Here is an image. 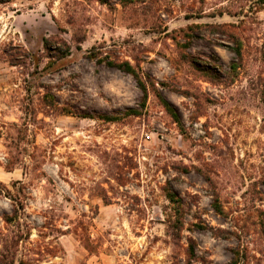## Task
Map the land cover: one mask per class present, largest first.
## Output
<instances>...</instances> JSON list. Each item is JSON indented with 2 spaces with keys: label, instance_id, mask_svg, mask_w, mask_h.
Here are the masks:
<instances>
[{
  "label": "rangeland",
  "instance_id": "rangeland-1",
  "mask_svg": "<svg viewBox=\"0 0 264 264\" xmlns=\"http://www.w3.org/2000/svg\"><path fill=\"white\" fill-rule=\"evenodd\" d=\"M111 61L136 69L144 102ZM164 186L184 206L178 238ZM13 199L29 228L12 247ZM7 250L13 264H264V0H0V264Z\"/></svg>",
  "mask_w": 264,
  "mask_h": 264
},
{
  "label": "trees",
  "instance_id": "trees-1",
  "mask_svg": "<svg viewBox=\"0 0 264 264\" xmlns=\"http://www.w3.org/2000/svg\"><path fill=\"white\" fill-rule=\"evenodd\" d=\"M119 1L124 3L125 1H131V0H119ZM234 42H235V46L233 47L232 50L234 51L237 58H240L242 55L241 54L242 42L239 40V38H234ZM108 64L110 66L120 69L121 71L130 73L137 80V82L139 83V86L141 87L143 91V102H144V99L146 98V84L143 82L142 77L136 71V69L128 61H122L120 63L111 61ZM237 66H238V63H236L235 61H232L230 64V68L233 71L236 70ZM157 96L160 98L161 104L164 107V109L170 114V116L174 120H177V116L174 110L170 107L169 103L165 99H163L159 94H157ZM62 110L66 114H75L80 117L98 118L106 122H118L121 119L119 115H114V114L85 115L78 111L72 110L69 107L62 109ZM126 114L138 116L140 115V112L134 109H129L124 113V115ZM163 188H164L163 190L164 196L171 204V209H172L171 218L169 219L170 228L174 236L178 238L180 237L181 232L184 229V216H185L184 206H183L181 198L171 189L170 186H164ZM13 201L16 202V205L13 206L11 213H4L2 215V220L6 224L10 225L13 229H15V232H16L11 238L12 247L14 245H17L24 238L26 239L28 238L27 233L26 235H24L22 231L24 227H26L27 229L29 228L28 223L25 221L24 217L21 216V214H23L21 212L24 209L23 204L17 202L14 199ZM213 204H214L213 206L215 210L217 211V213L223 214V210L219 206L217 198L214 199ZM5 254H6L5 255L6 259L8 258L7 262L9 264H13L14 263V251L7 250ZM238 256H239L238 251L233 252V256L228 264H238V261H239Z\"/></svg>",
  "mask_w": 264,
  "mask_h": 264
},
{
  "label": "built area",
  "instance_id": "built-area-1",
  "mask_svg": "<svg viewBox=\"0 0 264 264\" xmlns=\"http://www.w3.org/2000/svg\"><path fill=\"white\" fill-rule=\"evenodd\" d=\"M148 137V135H146Z\"/></svg>",
  "mask_w": 264,
  "mask_h": 264
}]
</instances>
